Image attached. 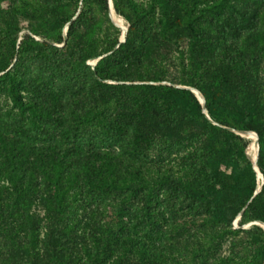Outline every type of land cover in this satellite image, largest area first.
<instances>
[{
    "label": "trees",
    "instance_id": "1",
    "mask_svg": "<svg viewBox=\"0 0 264 264\" xmlns=\"http://www.w3.org/2000/svg\"><path fill=\"white\" fill-rule=\"evenodd\" d=\"M112 2L0 0V264H264V0Z\"/></svg>",
    "mask_w": 264,
    "mask_h": 264
},
{
    "label": "water",
    "instance_id": "2",
    "mask_svg": "<svg viewBox=\"0 0 264 264\" xmlns=\"http://www.w3.org/2000/svg\"><path fill=\"white\" fill-rule=\"evenodd\" d=\"M113 11L115 12L114 7H113V2H112V0H109V13H110V18H111L112 22L117 27L122 28L119 24H117L114 21V19H113ZM127 32H128V28L125 31H123V34H122V36L120 38V43H124L125 42ZM64 35H65V40H66V34H64ZM96 61L98 62V60H96ZM184 89H188V90L192 91L197 96V98L199 99V101H200V103H201V105L203 107L204 114L211 121V119H210V117L208 115L206 106H205V98L203 97V95L199 91H197L196 89H193V88L184 87ZM214 124H216V123H214ZM231 131L234 132L235 134L241 136L242 138H246V139H248V137L251 136V135H254L256 137L255 144L257 146V154H256V157L254 159H251V161H252V163L254 165V169H255L256 173L258 174L259 178H262V185H263L264 184V178H263L262 174L260 173L259 168L257 167V159H258V156H259V149H260V146H259V138H258L257 134L254 133V132H249V131H235V130H231ZM247 155L249 156L248 152H247ZM261 187L262 186H259L257 188V191L255 192V194H257V193H259L261 191ZM243 212H244V210H243ZM243 212L240 214L239 219L237 220V222L240 220V217L242 216ZM237 222H236V225H237ZM252 225H258V226H261L264 229V223H262V222L250 223V224L247 225V227H250Z\"/></svg>",
    "mask_w": 264,
    "mask_h": 264
},
{
    "label": "rangeland",
    "instance_id": "3",
    "mask_svg": "<svg viewBox=\"0 0 264 264\" xmlns=\"http://www.w3.org/2000/svg\"><path fill=\"white\" fill-rule=\"evenodd\" d=\"M81 11V8L79 9V12ZM78 12V13H79ZM113 17H114V19L116 20V22L122 27V28H120L121 30H122V34H123V31H125L128 27H129V25H128V23L122 18V17H120V16H118L114 11H113ZM67 26L65 27V29H64V34H66V32H67ZM124 29V30H123ZM25 33V31H23L20 35L22 36L23 34ZM122 36V35H121ZM38 39V38H37ZM38 40H40V39H38ZM64 45V44H63ZM63 45H59L60 47L61 46H63ZM96 63H97V61L96 60H93V61H90L89 62V64H91V65H96ZM249 138V140H250V144H249V147H248V150H247V152H248V154H249V157L251 158V156H250V148L253 146V145H255V142H256V137L254 136V135H251V136H249L248 137ZM260 180H261V183H262V178H259Z\"/></svg>",
    "mask_w": 264,
    "mask_h": 264
},
{
    "label": "bare ground",
    "instance_id": "4",
    "mask_svg": "<svg viewBox=\"0 0 264 264\" xmlns=\"http://www.w3.org/2000/svg\"><path fill=\"white\" fill-rule=\"evenodd\" d=\"M113 19H114V17H113ZM114 21L116 22V20L114 19ZM117 23V22H116ZM118 24V23H117ZM256 157V156H255Z\"/></svg>",
    "mask_w": 264,
    "mask_h": 264
}]
</instances>
